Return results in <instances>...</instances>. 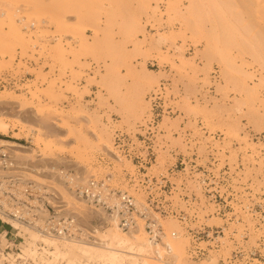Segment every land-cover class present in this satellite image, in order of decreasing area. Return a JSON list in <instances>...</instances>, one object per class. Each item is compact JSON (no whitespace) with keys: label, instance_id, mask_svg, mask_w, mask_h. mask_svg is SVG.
<instances>
[{"label":"rangeland","instance_id":"1","mask_svg":"<svg viewBox=\"0 0 264 264\" xmlns=\"http://www.w3.org/2000/svg\"><path fill=\"white\" fill-rule=\"evenodd\" d=\"M160 88L172 116L162 117L157 138L201 164L212 155L218 168L238 170V182L264 204V0H0V121L9 129L0 140L16 145L3 144L13 152L10 174L46 187L59 215L87 230L110 227L57 174L80 184L122 180L130 166L104 170L97 159L115 135L137 133ZM168 160L161 155L159 168ZM205 216L198 211V224H223ZM163 226L179 233L173 221ZM243 232L250 245L264 240V220L226 223L225 236L237 241ZM168 242L171 262L148 255L146 264H215L234 249L226 242L191 262L186 240ZM43 252L37 259L47 264Z\"/></svg>","mask_w":264,"mask_h":264},{"label":"built area","instance_id":"2","mask_svg":"<svg viewBox=\"0 0 264 264\" xmlns=\"http://www.w3.org/2000/svg\"><path fill=\"white\" fill-rule=\"evenodd\" d=\"M162 94L160 88L150 95V116L137 127V133L115 135L112 151L97 159V165L104 170H110L114 164L130 166L129 172L122 168V180L115 181L109 174L80 184L78 178L68 172H59L58 180L105 224L112 222L123 232H137L141 227L147 241L155 248V255L167 263L171 262L168 241L180 236L188 242L187 255L191 262L207 259L229 242L234 249L215 264H264L262 238L250 245L246 232L237 241L234 235L225 236L226 223L242 224L245 216L263 222L262 196L253 194L248 186L238 182V170L235 175L227 165L218 168L214 156L209 155L208 162L201 164L191 150L179 153L157 138L162 117L172 116L171 110L164 108ZM186 146L189 148V144ZM161 155L169 160L159 168ZM14 168L13 152L0 144V222L15 233L5 237L7 244L3 250L0 244L1 254L5 251L12 254L11 260L6 255L5 258L0 256L1 264H40L38 259L20 257L23 238L18 235L19 228L35 232L38 239L93 243L90 230L81 220L60 216L51 205L53 199L45 191L47 188L24 184L20 177L10 174ZM199 210L206 211L204 219L219 220L223 224H198ZM166 220L178 224L179 233H165L163 222ZM34 248L38 255L46 249L41 241L34 242Z\"/></svg>","mask_w":264,"mask_h":264},{"label":"bare ground","instance_id":"3","mask_svg":"<svg viewBox=\"0 0 264 264\" xmlns=\"http://www.w3.org/2000/svg\"><path fill=\"white\" fill-rule=\"evenodd\" d=\"M143 70L146 71L145 69ZM4 102H6L5 98L3 96H0V103ZM8 131V126L0 121V135L6 137L8 136ZM38 135L40 134L38 133ZM10 137L16 140L19 139V137L16 135H11ZM0 144H12L13 146H16L14 143H10L4 140H0ZM37 146L38 143L36 142L33 147L37 148ZM32 151L33 150H30V152ZM63 172L64 171H62V173ZM83 180L84 179L82 178V181ZM86 181L87 180L85 179L83 182ZM59 183L61 184V182ZM1 206L4 207L5 204H2ZM3 220H7V218H3ZM80 222L86 227L85 222ZM107 225H109L110 227H106L101 231L95 229L94 227L90 228L89 235L93 238V243L58 242L68 244L63 245L62 250H60V248L56 244V241L48 240L46 238L38 239L35 232L29 231L24 228H19V234L22 230L26 233L23 234V242H21V245L19 247L21 251L20 257L31 258L36 255L31 259H37L38 254L35 251L34 242L41 241L44 242L43 244L45 245V247H50V250H45L43 252V255L45 257L43 262H49L47 264H146V258H149L148 255H150V257L155 260H160V257H157V255H155V248H153V245L149 241H147L146 235L141 227L137 232H123L112 222ZM29 233L32 234L31 240L27 237V234ZM138 234H142L143 238L137 236ZM2 244H5L3 240ZM5 245L1 246L2 250L5 248ZM187 248L188 247H186L185 249L187 250ZM5 255L6 258H9L10 260L12 259V254L9 251H5L4 254H1L0 252L1 257L5 258ZM1 257L0 264L2 261ZM50 258H52V260Z\"/></svg>","mask_w":264,"mask_h":264},{"label":"crops","instance_id":"4","mask_svg":"<svg viewBox=\"0 0 264 264\" xmlns=\"http://www.w3.org/2000/svg\"><path fill=\"white\" fill-rule=\"evenodd\" d=\"M14 234H15L14 231L10 229V227L7 224L0 222V244L1 245H3L2 240H5L6 239L5 237H8L9 235L13 236ZM5 244H7L6 241H5Z\"/></svg>","mask_w":264,"mask_h":264}]
</instances>
